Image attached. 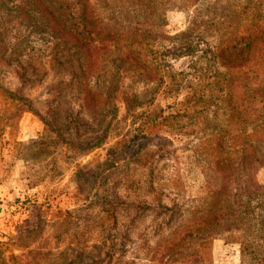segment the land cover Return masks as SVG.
Returning a JSON list of instances; mask_svg holds the SVG:
<instances>
[{
    "label": "rangeland",
    "instance_id": "1",
    "mask_svg": "<svg viewBox=\"0 0 264 264\" xmlns=\"http://www.w3.org/2000/svg\"><path fill=\"white\" fill-rule=\"evenodd\" d=\"M197 1L157 9L152 28L99 10L106 26L138 32L150 43L143 60L151 58V74L124 83L117 114L109 105L104 111L81 106V86L69 82L77 65L68 61L75 59L68 48L59 56L62 68L35 64L24 84L18 77L24 55L49 51L31 28L6 22L0 37V264H62L64 250L68 261L85 264H248L239 225L196 220L208 199L204 166L217 160L212 139L232 131L229 110L216 104L246 50L221 57L215 49L220 19L210 20ZM42 2L66 33L81 30L78 0ZM16 5L6 2L0 16L13 18ZM4 91L14 95L5 98ZM256 177L264 185V166ZM33 229V244L24 249L15 237ZM205 237L214 238L207 247L199 243ZM177 250L182 255L172 257ZM24 252L28 258H16Z\"/></svg>",
    "mask_w": 264,
    "mask_h": 264
},
{
    "label": "trees",
    "instance_id": "2",
    "mask_svg": "<svg viewBox=\"0 0 264 264\" xmlns=\"http://www.w3.org/2000/svg\"><path fill=\"white\" fill-rule=\"evenodd\" d=\"M14 0H0V10L5 3ZM15 14L0 16V37L7 31L6 22L22 24L41 36L45 54L24 55V72L18 77L24 84L30 82L35 64H53L62 68V49L72 50L75 59L68 60L75 66L69 82L74 79L82 89L81 106L86 109L106 110L109 105L118 113L119 97L127 80L150 75L151 58L147 55L150 43L129 29L106 26L99 10L107 9L106 16L113 14L137 18V28H152L156 24L157 9H173L182 0H78L82 5L81 30L66 31L63 20L56 11L45 7L42 0H15ZM192 5L197 0H185ZM206 3V5H205ZM263 3V4H262ZM210 20L220 19L219 39L216 51L221 57L230 49L244 48L245 55L224 79L227 84L222 94L220 111L231 115L230 135L214 137L217 160L204 166V179L208 199L202 215L196 220L201 226L232 222L239 225V242L243 261L248 264H264V185L257 180V172L264 166V0H202L200 7ZM109 8V9H108ZM209 9V10H207ZM203 12V13H204ZM111 18V17H109ZM28 43V41H27ZM26 50L28 46L24 47ZM1 49V48H0ZM115 52V53H114ZM118 55V56H117ZM46 56V57H44ZM31 69L32 72L29 70ZM227 75H225L226 77ZM3 95H14L4 91ZM55 101V100H54ZM53 103V102H52ZM54 114L53 108L49 110ZM209 149L211 143L205 139ZM101 141L95 143L98 145ZM208 151L206 152V154ZM36 229L22 232L16 242L24 249L33 244L31 236ZM193 234V233H192ZM213 237H205L199 243L207 247ZM31 242V243H30ZM30 253L16 258H28ZM36 255L44 256L42 252ZM62 264H85L84 261H68V252L60 253ZM182 255L174 251L172 257ZM83 262V263H82Z\"/></svg>",
    "mask_w": 264,
    "mask_h": 264
}]
</instances>
